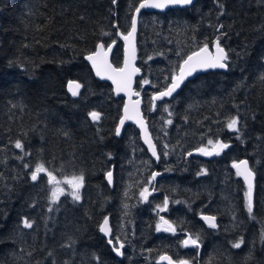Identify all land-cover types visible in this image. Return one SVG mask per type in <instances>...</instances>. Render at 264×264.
I'll list each match as a JSON object with an SVG mask.
<instances>
[{"label": "trees", "instance_id": "16d2710c", "mask_svg": "<svg viewBox=\"0 0 264 264\" xmlns=\"http://www.w3.org/2000/svg\"><path fill=\"white\" fill-rule=\"evenodd\" d=\"M139 1L0 0V264H160L162 253L191 264H264V2L196 0L141 13L142 75L135 89L158 152L155 163L133 125L116 136L122 98L83 59L99 42L117 41L112 63L121 64L117 31L129 29ZM218 37L227 70L193 77L152 109V95L168 85L184 57ZM68 80L80 84L76 96L67 92ZM92 111L100 114L96 122ZM233 116L239 132L226 127ZM18 139L23 150L15 148ZM210 139L229 147L207 159L186 157ZM243 158L254 173L251 216L247 189L232 167ZM38 163L57 178L82 173L80 201L64 194L51 203L47 176L30 178ZM201 169L207 174L198 175ZM153 172L159 175L149 184ZM200 214L215 216L217 227L205 226ZM160 216L199 236V257L197 249H183L181 236L157 231ZM105 217L114 247L116 240L124 244L121 256L99 231Z\"/></svg>", "mask_w": 264, "mask_h": 264}, {"label": "snow or ice", "instance_id": "6c2138e0", "mask_svg": "<svg viewBox=\"0 0 264 264\" xmlns=\"http://www.w3.org/2000/svg\"><path fill=\"white\" fill-rule=\"evenodd\" d=\"M193 0H142L140 2L139 6L136 7L135 11L136 13H139L141 9L146 7H153V8H163L167 4H181V5H188L191 4ZM264 2V0H262ZM113 4L117 3V0H112ZM222 8L223 5H220ZM136 25H137V19L136 16L132 17L131 20V29L127 32V34H122L123 40L126 42V48H125V62L124 67H112L111 64L107 61V52L104 51V45L103 44H97L96 51L89 55L87 57L88 60L92 62L93 68L96 70V74L101 77H105L107 79H110L112 83L116 86V91L119 92H127L130 95L135 94L139 95V93H131V83H132V76L139 71V69L134 68L130 64L129 59V50H131V59H135V46H134V35L136 32ZM115 26V25H114ZM220 27H223L222 25ZM219 31V29H218ZM115 43V42H113ZM212 47H214L215 51H210L209 45L207 43H204L203 46H201L197 51H193L190 55L187 56L186 59L182 61L179 65V74L173 73L171 76V83L167 85L163 90L159 91L158 93L154 94L151 98V102L153 105V108L156 107V101L162 100L164 97H170L172 94L176 91L177 88L180 87L181 83L185 80L186 77L191 76L194 72H196L198 69H208V68H221L225 69L228 67V64L226 61L228 60V53L225 51L223 47H221V44L219 42V37L217 40L213 43ZM111 46L109 45V49ZM179 54V53H178ZM151 59V57H149ZM261 81H264V75H261L259 78ZM144 84H148V80L143 81ZM80 88V84L70 81L69 82V90L72 92L73 96H76L78 94V90ZM139 104L140 101L137 100L134 104L131 106V111L128 104H125L124 107V113L125 115L121 118L120 124L123 125L125 120H135L139 126L141 127V131L144 134L145 137V143L148 144L149 151L152 152L153 156H156L157 159L159 157L157 156L155 145L152 143L151 138L148 136L147 128L144 124L143 119L139 116ZM167 111V107L164 109ZM171 115V113H169ZM89 117L92 119V121L96 122L100 119V114L96 111H92L89 113ZM167 123L171 124V120L167 121ZM239 119L238 117H231L226 122V127L230 131L239 132L238 128ZM116 134H120V127L118 126L116 129ZM239 138V137H237ZM209 145H212V149L208 150L205 148L197 149L201 154L211 156V155H219L224 149L228 148L229 145L227 143H223L220 140H209ZM15 148L23 150V145L21 141L18 139L15 141ZM167 155V153H165ZM191 155V153H189ZM25 168H29L28 164L24 165ZM232 167L236 169V175L242 176L245 184L247 185V191L244 193L245 196V208L249 215L251 216L253 213V199H252V191H253V171L249 168L248 161L247 160H241L239 162H233ZM41 174H45L47 176V182L49 185H51V193H50V201L51 203H56L59 200V197L61 195L65 194V189L60 187L59 185L63 182L64 184H67L69 189L71 190L68 194L71 195L73 201H80V189L83 187L84 183V176L81 173L80 175H72L70 177L66 176L64 177L63 181H60L57 179V177L53 174L51 170L46 168V166L43 163H38L35 165L34 169L30 171V178L32 181H37ZM207 174L206 169H201L200 173L198 175ZM159 175V173L153 172L151 179L148 181L149 184H151L152 180L155 179V177ZM106 178L109 182V184L112 183V172L108 171L106 173ZM150 195L148 188H143V190L140 192V197L143 200H147L148 196ZM168 205V199L165 198L164 200V207L161 208V211H164L167 208ZM127 207V205H125ZM51 211V208L49 209ZM201 219H203L210 228H216V217L215 216H202ZM161 222L166 227H163L162 224L158 223L156 225L157 231H170L175 232V227L169 223V221L165 220L163 217H161ZM23 226L25 228H31L32 222H30L28 219L23 220ZM99 230L104 233L105 235H109L111 230L108 227V217L104 218L103 224L99 226ZM261 239L264 240V234H262ZM109 244L112 243V240L108 241ZM243 243V239L241 238L237 242L232 244L233 248H240L241 244ZM182 244L184 247H188L189 245L198 247L199 246V236L196 237L188 236L187 239L182 241ZM70 246V245H66ZM123 245H120V248H122ZM120 248H114L113 250L116 252L117 255H122ZM51 255V253H49ZM250 258V257H249ZM160 260H165L168 262V264H173L172 259L167 255H162L160 257ZM55 264V262H54ZM65 264H68V262H65ZM177 264H189V261L187 260H180L177 262Z\"/></svg>", "mask_w": 264, "mask_h": 264}, {"label": "water", "instance_id": "95a60500", "mask_svg": "<svg viewBox=\"0 0 264 264\" xmlns=\"http://www.w3.org/2000/svg\"><path fill=\"white\" fill-rule=\"evenodd\" d=\"M195 1H196V0H193V2H192L191 4H188V5H181V4H167V5H166L165 7H163V8L146 7V8L141 9L139 13H136L135 9H136V7L139 6V4H140V2H142V0L139 1V3H138V4L136 5V7L134 8V10H133V12H132V16H131V20H132V17H133V16H136V19H137L136 32H135V35H134V41H133L134 46H135V59H131V50H129V53H128V55H129V59H130V64H131L132 67L139 69V67L137 66V44H136V38H137V31H138V22H139V17H140V15H141V13H142V12H164V11L170 9V8H172V9H175V8H185V7H189V6H191ZM130 29H131V21H130V27H129V29H128L125 33H122V32H120L119 30L117 31V39H118V41L121 43V46H122V58H121V64H120L119 66H115V65L112 63V54H113V51H114V48H115V46H116L117 41H112L111 43H109V44H107V45H104V44L101 43V42L98 43V44H103V45H104V51L107 52V61H108V63L111 64L112 67H114V68H115V67H119V68L124 67L125 55H126V53H125L126 42L123 40L122 35L118 34V32H119V33H122V34H127V32H128ZM113 42H115V43H113ZM109 45L111 46L110 49H109ZM96 48H97V45H96V47H95V50L92 51V52H90V53H88V54H86V55H84L83 59H84V61L88 64V66H89V68H90V70H91L93 76H94L97 80H99V81H102V82H106V83H108V84L110 85V87H111L112 93H113V95H114L115 98H118V97L122 98L121 113H120V116H119V118H118V120H117V123H116V126H115V134H116V129H117L118 126L120 127V134H119V135L116 134V136H118V137L121 136V134H122V132H123V130H124V127H125V125H126L127 123L133 125V126L137 129V131H138V137H139V140H140L142 146L146 149L147 154L151 157V159H152L155 163H158V162H159V159H157L156 156H153V155H152V152L149 151L148 144L145 143V137H144L143 132L141 131V127L139 126V124H138L135 120H125L124 123H123V125L120 124V120H121V118L125 115V113H124V107H125V104H128V105H129V108H130V111H131V106H132V104H134L137 100H139V101H140V104H139V116L143 119L144 124H145V126H146V128H147L148 136L151 138L152 143L155 145L154 140H153V138H152V135H151V133H150V131H149L147 121H146V119H145V117H144V115H143V112H142V97H141V95H140V94H139L138 96L135 95V94H131V95H130L129 93H127V92H123V91L118 93V92L115 90V89H116V86L112 83V81H111L110 79H107L106 76H105V77H101V76H98V75L96 74V70L93 68V66H92V62H91L90 60L87 59V57H88L89 55H91L92 53H94V52L96 51ZM199 48H200V47H199ZM199 48H197V49L194 50V51H197ZM209 49H210V51H213V52L215 51V49H214V47H212V45L209 46ZM192 52H193V51H192ZM192 52H190L189 54H187V55L184 57V59H186L187 56L190 55ZM184 59H183V60H184ZM183 60H182V61H183ZM182 61H181V63H182ZM179 65H180V64H179ZM226 70H227V68H225V69H221V68L198 69V70H197L196 72H194L191 76H188V77L185 78V80L181 83L180 87L176 89V91L172 94V96H170V97H164L162 100L156 101V103H157V102H160V101H163V100H170L175 94H177V93L179 92V90L184 86V84H185L187 81H189L190 79H192L193 77H195V76H197V75H199V74L206 73V72H210V71H220V72H225ZM175 73H176V74H179V66H178V68H177V70H176ZM141 75H142V71L139 69V71L136 72V73L132 76L131 93H138V91L135 89V81H136V79L139 78ZM70 81L75 82V83H77V82H76L75 80H68L67 83H66V90H67V92H68L70 95H72V92L69 90V82H70ZM170 83H171V80H170V82L168 83V85H169ZM163 89H164V88H163ZM163 89H161V90H163ZM161 90H159V91H161ZM78 91H79V90H78ZM159 91L155 92L154 94L158 93ZM154 94H153V95H154ZM153 95H152V96H153ZM72 96H73V95H72ZM152 109H154V108H153V105H152ZM155 148H156V145H155ZM156 152H157V149H156ZM189 153H191V156H199V157H202V158H204V159L210 158V157L212 156V155H211V156L203 155V154H201V153H200L199 151H197V150H191V151H189V152L186 154V157L190 156ZM157 156H158V152H157ZM158 157H159V156H158ZM241 160H246V159H245V158H243V159H239V160H236L235 162H239V161H241ZM248 165H249V163H248ZM249 168H250V166H249ZM233 169H234V168H233ZM250 169H251V168H250ZM234 170H235V172H236V169H234ZM109 171L112 172V168H111ZM239 177L243 180V182H244V184H245V181H244L243 177H242V176H239ZM105 178H106V174H105ZM112 178H113V173H112ZM106 181H107V183L109 184L107 178H106ZM111 184H112V183H111ZM245 186L247 187L246 184H245ZM253 187H254V176H253ZM202 216H213V215H210V214H200V215H199V219H200L205 225H208L203 219H201ZM103 222H104V220L101 222V224H103ZM101 224H100V225H101ZM108 227H109L110 230H111V227H110L109 221H108ZM99 231H100V230H99ZM100 233H101L102 236L107 240V243H108L109 240H112V239H111L112 232H110L109 235H105V234L102 233L101 231H100ZM187 238H188V237H187ZM112 244H113V241H112L111 244L108 243V245H110V246H112ZM121 244H122V243H119L117 247L120 248V245H121ZM122 245L124 246V244H122ZM122 248H123V247H122ZM122 248H120V251H121ZM115 253H116V252H115ZM162 255H167V254H162ZM162 255H160V257H161ZM118 256H120V255H118ZM167 256H169V255H167ZM160 257H159V261H160V262L168 264L167 261H165V260H160ZM169 257H170V256H169ZM170 258H171V257H170ZM172 261H173V260H172ZM173 264H176V263L173 261Z\"/></svg>", "mask_w": 264, "mask_h": 264}, {"label": "flooded vegetation", "instance_id": "af4514ba", "mask_svg": "<svg viewBox=\"0 0 264 264\" xmlns=\"http://www.w3.org/2000/svg\"><path fill=\"white\" fill-rule=\"evenodd\" d=\"M155 180V179H154ZM242 180V179H241ZM243 181V180H242ZM243 184H244V182H243ZM244 186H245V184H244ZM246 187V186H245ZM254 188V187H253ZM246 189H247V187H246ZM168 206V205H167ZM164 207V206H163ZM166 210H167V208L164 210V211H162L163 213L164 212H166ZM161 217H163V216H160L159 217V222L162 224V222H161ZM164 218V217H163ZM199 218V217H198ZM165 219V218H164ZM166 220V219H165ZM170 223V222H169ZM203 223V222H202ZM204 224V223H203ZM205 225V224H204ZM205 226H207V227H209L208 225H205ZM163 227H166L165 225H163L162 224V229H163ZM166 233H171L172 235H179V236H181L182 238H181V240L183 241V240H185V239H187V237L188 236H190V234L187 232V231H178V230H176L174 233L173 232H170V231H165ZM186 234V235H185ZM113 241V244H112V246L111 247H113V249L116 247L117 248V246H118V244L119 243H122L123 244V242H121V241H117L116 242V244H115V247H114V241L115 240H112ZM182 241L180 242V244H181V246L183 247V249H192V250H195V249H197V253H196V256L197 257H199V249H200V246H198V247H195V246H191V245H189L188 247H184L183 246V244H182ZM115 252V251H114ZM121 252H122V249H121ZM116 254V253H115ZM162 254H167V255H169L168 253H162ZM162 254H160V255H162ZM117 255V254H116ZM160 255H159V257H160ZM118 256V255H117ZM121 256V255H120ZM170 256V255H169ZM159 257H158V259H157V261L160 263V264H166V263H162V262H160L159 261ZM171 257V256H170ZM171 259L177 264V262L178 261H180V260H175V259H173L172 257H171ZM181 260H185V259H181ZM194 263H196V261L194 262ZM194 263H192V264H194ZM189 264H191V263H189Z\"/></svg>", "mask_w": 264, "mask_h": 264}, {"label": "rangeland", "instance_id": "374dc122", "mask_svg": "<svg viewBox=\"0 0 264 264\" xmlns=\"http://www.w3.org/2000/svg\"><path fill=\"white\" fill-rule=\"evenodd\" d=\"M212 145H207L206 147H204L205 149H208V150H211L212 149ZM70 177V176H68ZM58 180L60 181H63L64 180V177H61V178H57ZM60 187L64 188L65 189V194H68L71 190L69 189L68 185L67 184H64L63 182L59 185ZM51 185H50V188H49V195L51 193ZM119 241V240H116V242ZM116 244V243H115ZM118 248V247H117ZM122 253V252H121Z\"/></svg>", "mask_w": 264, "mask_h": 264}, {"label": "bare ground", "instance_id": "6f19581e", "mask_svg": "<svg viewBox=\"0 0 264 264\" xmlns=\"http://www.w3.org/2000/svg\"><path fill=\"white\" fill-rule=\"evenodd\" d=\"M166 11H168V10H166ZM175 227V226H174ZM165 232V231H164ZM171 234V233H170ZM186 235V234H185ZM116 248V247H115ZM177 261V260H176ZM156 262V261H155Z\"/></svg>", "mask_w": 264, "mask_h": 264}]
</instances>
